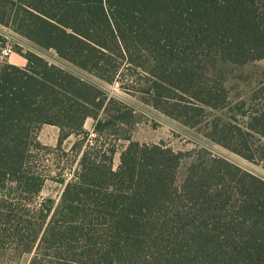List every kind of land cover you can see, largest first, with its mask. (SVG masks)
Instances as JSON below:
<instances>
[{
    "label": "trees",
    "instance_id": "16d2710c",
    "mask_svg": "<svg viewBox=\"0 0 264 264\" xmlns=\"http://www.w3.org/2000/svg\"><path fill=\"white\" fill-rule=\"evenodd\" d=\"M0 25L264 166V82L246 111L209 119L234 110L211 66L264 60V0H0ZM25 59L0 63V264H264V179L205 149L133 141L125 102ZM45 125L56 147L39 140ZM50 155L73 157L72 179ZM47 181L62 194L36 204Z\"/></svg>",
    "mask_w": 264,
    "mask_h": 264
},
{
    "label": "rangeland",
    "instance_id": "374dc122",
    "mask_svg": "<svg viewBox=\"0 0 264 264\" xmlns=\"http://www.w3.org/2000/svg\"><path fill=\"white\" fill-rule=\"evenodd\" d=\"M0 34L5 40L0 44V48L6 44L8 39L13 38L20 45L10 57L4 59L0 58V63L6 62L23 67L27 63L25 55L35 53L49 61L51 64L63 68L87 83L125 102L133 112V119L132 123L124 128V133L129 135L133 141L141 144H164L176 152L183 153H195L199 149H205L213 155L224 157L244 170L264 179V166L261 163L249 162L208 140L204 136L206 130L205 125L196 129L185 127L179 122L154 109L148 102V98L146 99L143 95L124 92L120 89L118 84L109 85L88 71L61 59L55 51L40 48L36 44L2 25H0ZM211 75L220 78L224 82L229 92L231 101L230 108L234 110L230 111L228 108L227 110L219 112L210 111L209 119L212 121L214 118L219 117L227 121L230 116H235V114L238 115L243 110H247L252 94L261 83L264 82V60L248 65H235L229 62L217 61L211 66ZM243 103L246 104L245 109H242ZM238 118L239 120H242V117L239 116ZM95 124L96 122L93 119H89L85 124V129L92 132ZM124 133L123 135H125ZM59 135V128L45 125L40 132L39 140L44 145L56 147ZM76 141V137L71 136L63 143V149L67 152L70 151ZM115 143L117 153L114 158V168L116 169L120 164L121 153L126 149L129 142L125 139H119ZM60 158L61 156L50 155L47 156V159H51L52 161L45 160L44 162H46L45 164H50L51 170H55L57 174L62 173L67 179H72L76 169V162L73 161V157L68 160L67 158H64V160L58 162ZM192 161V157L185 159L179 173L181 178L185 176ZM57 164H59V166L56 169ZM52 174H54V172ZM63 188V185L59 183L47 181L40 196L35 201L36 204L46 199L57 202L62 194Z\"/></svg>",
    "mask_w": 264,
    "mask_h": 264
},
{
    "label": "built area",
    "instance_id": "2783aa9c",
    "mask_svg": "<svg viewBox=\"0 0 264 264\" xmlns=\"http://www.w3.org/2000/svg\"><path fill=\"white\" fill-rule=\"evenodd\" d=\"M20 46L19 43L13 38V39H8L6 44L0 48V58H8L13 54L17 47Z\"/></svg>",
    "mask_w": 264,
    "mask_h": 264
}]
</instances>
